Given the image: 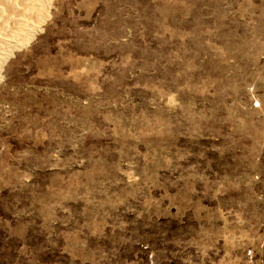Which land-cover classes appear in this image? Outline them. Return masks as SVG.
Wrapping results in <instances>:
<instances>
[{"label": "rangeland", "instance_id": "374dc122", "mask_svg": "<svg viewBox=\"0 0 264 264\" xmlns=\"http://www.w3.org/2000/svg\"><path fill=\"white\" fill-rule=\"evenodd\" d=\"M0 58V264H264V0H35Z\"/></svg>", "mask_w": 264, "mask_h": 264}, {"label": "bare ground", "instance_id": "6f19581e", "mask_svg": "<svg viewBox=\"0 0 264 264\" xmlns=\"http://www.w3.org/2000/svg\"><path fill=\"white\" fill-rule=\"evenodd\" d=\"M35 0H0V58L40 19Z\"/></svg>", "mask_w": 264, "mask_h": 264}]
</instances>
